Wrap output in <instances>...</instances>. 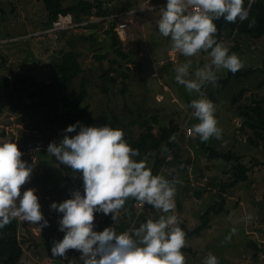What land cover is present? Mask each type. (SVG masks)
Returning <instances> with one entry per match:
<instances>
[{"label": "rangeland", "instance_id": "374dc122", "mask_svg": "<svg viewBox=\"0 0 264 264\" xmlns=\"http://www.w3.org/2000/svg\"><path fill=\"white\" fill-rule=\"evenodd\" d=\"M74 1L65 0V3ZM119 2L121 0H114L111 6L120 8L122 3ZM135 2L137 6L134 10L143 11L131 16L133 37L121 43L122 48L129 53V58L133 59L125 60L114 52L110 34L106 33L110 22H96L71 33H62L56 40H50L34 35L40 31L41 16H45L40 2L0 0V75L9 76L14 71H26L45 77L49 73L48 64L54 50L63 48L64 41L69 37L82 35L87 38L76 40L69 47L77 53L83 71L67 89L76 91L80 80L85 78V103L92 111V121L89 125H100V116L107 112L116 118L109 119L110 126L121 128L123 133L130 130L134 136L141 128L137 122L129 125V121H135L139 117L149 118L152 114L157 118L153 130L158 134L161 129L167 127L171 117L176 118L180 129L185 120L186 126L191 128L196 118L191 116L188 104L192 99H197L199 94L189 93L183 85L176 83L174 67L190 60L188 78H191L193 70L208 63L206 61L209 58L200 52L192 57L182 56L171 47L168 37L159 34L156 27L159 7L155 6L165 0ZM152 6L155 8L149 11L147 7ZM90 35L94 36L93 39L88 38ZM228 42L238 44L239 50L234 54L241 60L243 68L264 67V36L252 38L235 34L233 41ZM98 53L105 54V58L100 62L94 58V54ZM109 58L119 59L120 65L115 66V71L111 72L112 76H116L114 82H110L104 90L99 75L110 69ZM126 66L130 70L127 71ZM119 68L127 71L124 92H121L122 77L116 74ZM225 70L218 71L223 75ZM217 87V82L215 85L205 84L201 92L206 96ZM240 88H244L240 103H251L257 101L258 97L264 98V75L231 79L222 92L214 95L217 101L214 116L222 132L220 139L209 138L206 143L218 151H233L242 157V161L247 165L251 164V159H257L262 164L253 168L247 182L226 189L228 198L225 206L230 210L228 213L214 215L210 227L203 231L199 238L184 236V246L181 249L185 258L184 264H202L208 253L216 256L218 264H264V132L248 128L241 119L235 117V105L230 104V98ZM206 97L209 99V96ZM31 136L38 137L32 140ZM5 141L15 142L22 153L21 159L31 166L30 176L25 184L20 186V191L25 188L34 190L38 197L39 210L48 221L47 226L40 227L17 217L24 223L18 228L23 248V255L18 264L78 263L76 256L69 255L68 250L64 257H53L49 253L53 239L59 240L62 237L57 230L60 214L50 210L49 204L65 199L67 189L63 171L55 162V158L46 153V145L50 141H46L39 131L32 129L28 117L4 110L0 113V142ZM58 141L57 138L51 140L57 143ZM176 151V156L162 167L160 175L175 181L174 208L170 210L169 215L176 216L177 224H185L188 229H193L198 225L199 214L205 207L219 199L217 189L220 183L230 181V166L221 160L208 162L200 149L198 136L191 134L187 138L185 132L177 140ZM158 155L163 156L164 153L160 152ZM156 156L157 154L151 151L143 159L149 169ZM200 168H203L206 174L203 172L201 175ZM189 183H195L199 188L201 184L206 187L209 185V189L206 188L203 197L194 198L195 188ZM158 214L159 210L146 205L141 210L139 222L146 218L154 219ZM102 216L101 213L93 220L96 231L102 222ZM248 216L251 218L246 219Z\"/></svg>", "mask_w": 264, "mask_h": 264}, {"label": "clouds", "instance_id": "9594fccd", "mask_svg": "<svg viewBox=\"0 0 264 264\" xmlns=\"http://www.w3.org/2000/svg\"><path fill=\"white\" fill-rule=\"evenodd\" d=\"M163 3L156 20L159 34L168 37L171 47L182 56L192 57L205 51L209 58L208 63L193 70L191 78H188L190 60L174 67L176 83L189 93L199 94L188 104L191 116L197 120L191 134L201 142L220 139L222 130L214 116L216 107L201 89L205 84L215 85L217 70L235 73L242 62L226 46L216 42L213 21L221 17L226 22L244 21L249 15L248 7L243 6L244 0H165ZM251 3L248 0L249 6ZM111 22L114 31L115 22ZM252 23L249 21L250 27ZM62 132L58 143L50 141L46 145V153L80 173L83 195L80 190H72L69 198L50 202L49 209L60 214L57 230L63 235L59 240L53 239L49 253L64 257L67 250H76L82 264H184L181 249L185 234L176 216L168 215L174 208L175 181L153 174L143 158L135 159L138 150L128 145L118 127L76 121L66 125ZM21 156L15 142H0V228L16 217L40 227L48 224L39 210L34 190L20 191L32 171ZM129 197L141 207L146 204L159 210V214L130 230L117 232L111 226L94 230V212L111 214V220L115 221ZM202 264H218V260L208 253Z\"/></svg>", "mask_w": 264, "mask_h": 264}, {"label": "trees", "instance_id": "16d2710c", "mask_svg": "<svg viewBox=\"0 0 264 264\" xmlns=\"http://www.w3.org/2000/svg\"><path fill=\"white\" fill-rule=\"evenodd\" d=\"M43 6L45 16H41L39 24L40 29H47L51 27L54 20L59 14H70L76 21H81L93 17H106L115 11L125 9L126 5L131 6V1L123 0L120 8L111 6L114 0H75L70 4H66L65 0H37ZM245 7H248V18L244 21L237 19L235 22H226L221 17L214 20L216 25V33L214 38L216 42L226 46L230 53H235L239 50L238 44H230L228 41H233L235 34L245 35L252 38H259L264 36V0H252L251 5H248V0H244ZM15 6H13L14 8ZM249 21H254L251 27ZM95 24V23H92ZM106 33L110 34L111 43L114 52L124 59L129 57V54L123 51L121 41L113 31V23L110 22ZM93 35L88 38L93 39ZM82 35L71 36L64 41L65 46L54 50L51 60L48 64V75L42 77L28 73L26 71H14L9 76L0 75V113L6 110L8 113L28 117L31 120L33 130L39 131L40 135L44 136L46 141H51L54 138L60 139L63 135L62 130L66 125L80 121L85 125H89L92 121V111L89 105L85 103L87 97L86 80L82 78L79 82L76 91H68V87L74 79H76L83 71L79 58L75 50L69 46L76 40L86 39ZM95 39V38H94ZM63 41V40H62ZM61 43V41H60ZM60 47V46H59ZM203 55L207 52L201 51ZM94 58L99 62L105 58V54H94ZM108 63L110 69L104 74L100 73L99 78L103 89L106 90L110 82H114L116 76H112L111 72L115 71V66L120 65L117 58H109ZM126 70H130L126 66ZM127 71L119 68L116 74L121 76V83L123 84L124 92L126 88L125 79L127 78ZM225 74L221 75L217 70V89L210 92L208 95L214 105L217 104L215 100L216 94L222 92L228 85L231 79L245 78L247 76H254L257 74L264 75L263 68H243L241 67L237 72L231 73L225 70ZM244 92V88H240L230 98V104L234 106V115L241 119L248 128L259 129L264 132V98L258 97L257 101L249 103H240V97ZM101 117V124L110 125L109 119H116L114 116L104 112ZM138 123L141 128L137 135H133L131 131L123 133V139L132 148L139 152V156L135 159L139 160L145 158L151 151L155 152L157 156L154 158L151 172L159 174L162 167L166 165L173 157L176 156L177 140L183 135L179 124L175 117H171L168 121L167 127L161 129L158 134L153 130L154 124L157 123V118L152 114L149 118L139 117L137 120L129 121V125ZM197 120L194 121L196 123ZM117 127V126H112ZM119 128V127H118ZM121 129V128H120ZM68 135H71L69 133ZM32 140L38 136H31ZM34 137V138H33ZM170 137L172 139L170 140ZM200 149L204 154L205 159L211 161H223L230 166L231 179L229 182L220 183L217 189L218 200L208 204L205 209L199 214L198 225L193 229H188L185 224H178L184 232V236L189 238H199L203 231L210 227V221L214 215L228 213L225 206V201L228 198L226 189L231 188L239 183H245L249 179V173L253 168L260 166L262 163L257 159H251L250 165L242 161V157L237 156L233 151H218L212 146L208 145L206 141H200ZM163 152V156L158 154ZM170 153L172 158L166 160L165 154ZM167 156V155H166ZM64 173V178L67 181L66 198L70 197L72 190L82 191V181L80 173L73 171L67 166L55 161ZM211 166H209L210 168ZM172 181V180H171ZM190 184V183H189ZM215 187L214 184L210 183ZM194 190L200 189L201 196L205 194L206 188L209 185H200L201 188L196 187L195 183L190 184ZM134 198L129 197L125 201L124 207L119 211L117 220H111V214L103 215L102 222L98 231L106 226L113 227L117 232L130 230L139 225V218L141 210L146 207V204L139 210L135 206ZM235 206V205H234ZM101 213H93L94 218ZM169 215V213H168ZM94 220V219H93ZM145 220V219H143ZM24 225L17 217L13 218L11 222L0 228V264H18L23 255L22 240L18 234L19 226ZM61 235L63 233L60 231ZM189 251V250H188ZM68 254L76 256L78 263L82 264L79 258L78 251L69 249Z\"/></svg>", "mask_w": 264, "mask_h": 264}, {"label": "built area", "instance_id": "2783aa9c", "mask_svg": "<svg viewBox=\"0 0 264 264\" xmlns=\"http://www.w3.org/2000/svg\"><path fill=\"white\" fill-rule=\"evenodd\" d=\"M121 2H123V0H121ZM164 5V3L162 4H158V6L155 7H162ZM125 9H120L118 11L113 12L112 14H110L109 16L106 17H93L90 16L87 19L81 20V21H76L73 19L72 15L70 14H59L56 18V20L53 21L51 27L47 28V29H42L40 31L35 32L36 36H42V37H46L47 39H52V40H56L59 36H61L62 33H71L73 31L79 30L84 26H87L91 23H96V22H104V21H113L115 22L114 24V31L117 34V36L120 39H124L125 38V34H126V29L128 27V22L126 20V17L132 14H137L140 11L143 10H134V7H130L128 5L125 6ZM154 6L150 7V9L155 8ZM129 8V9H128ZM149 7H147L148 9ZM146 10V9H144ZM32 35V34H30ZM15 39V38H14ZM186 121L184 122V125L181 129L182 133L185 132L186 135H190L191 134V128L186 126ZM172 158V155L170 153L167 154L166 156V160H169ZM135 206L138 209H141L142 207L138 204V202L134 203Z\"/></svg>", "mask_w": 264, "mask_h": 264}, {"label": "crops", "instance_id": "0c3cea01", "mask_svg": "<svg viewBox=\"0 0 264 264\" xmlns=\"http://www.w3.org/2000/svg\"><path fill=\"white\" fill-rule=\"evenodd\" d=\"M131 6L132 7H135V6H137V3L135 2V0H132L131 1ZM132 15H134V14H132ZM132 15H129L130 17H126V20H127V22H128V27H127V29H126V34H125V38L124 39H120V41H121V43H123V42H125V41H127L128 39H132V37H133V33H134V28L132 27V25L130 24L131 22H132V20H131V16ZM133 28V29H132ZM135 35V34H134ZM122 46V45H121ZM123 49V48H122ZM123 51H125L124 49H123ZM125 52H127V51H125ZM128 53V52H127ZM129 54V53H128ZM169 59V58H168ZM125 60H133V59H130L129 57L127 58V59H125ZM204 61V60H203ZM209 60H207L206 62H208ZM186 121V120H185ZM191 135V134H190ZM185 137H187L188 138V135H186L185 134ZM189 142V141H188ZM188 144V143H187ZM199 172L201 173V175L203 174V172H204V170H203V168H200V170H199ZM205 173V172H204ZM206 174V173H205ZM207 176V175H206ZM205 179H207L206 177H205Z\"/></svg>", "mask_w": 264, "mask_h": 264}, {"label": "water", "instance_id": "95a60500", "mask_svg": "<svg viewBox=\"0 0 264 264\" xmlns=\"http://www.w3.org/2000/svg\"><path fill=\"white\" fill-rule=\"evenodd\" d=\"M102 74H104V72H102ZM200 195H201L200 189L194 190V192H193L194 198H200Z\"/></svg>", "mask_w": 264, "mask_h": 264}]
</instances>
